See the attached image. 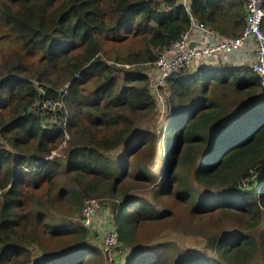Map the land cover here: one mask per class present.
<instances>
[{"label": "trees", "instance_id": "16d2710c", "mask_svg": "<svg viewBox=\"0 0 264 264\" xmlns=\"http://www.w3.org/2000/svg\"><path fill=\"white\" fill-rule=\"evenodd\" d=\"M220 11L244 26L246 0H0V264H264L259 76L193 63L163 112L148 88L189 12ZM67 81L66 110L40 109ZM90 198L110 210L111 259L83 223Z\"/></svg>", "mask_w": 264, "mask_h": 264}, {"label": "built area", "instance_id": "2783aa9c", "mask_svg": "<svg viewBox=\"0 0 264 264\" xmlns=\"http://www.w3.org/2000/svg\"><path fill=\"white\" fill-rule=\"evenodd\" d=\"M185 7L189 8V0H178ZM246 24L240 35L234 37H224L214 44L198 45L193 44L192 34L195 28L205 29L204 23L198 21L195 16L189 12L190 26L189 29L183 31L178 38L170 45V47L162 49L157 59L150 62L151 73L148 78V88L152 95L161 103V112L165 110V91H162L166 85L167 78L180 69L191 66L195 61L215 62L220 56L234 52L242 47L245 42L252 38L256 43L255 60L251 63V69L260 79L261 87L264 89V30L262 23L264 21V0H246ZM76 73L75 76H78ZM71 81H67L60 91L57 99H45L38 105L42 110H57L65 107V98ZM61 126L66 127L67 118L63 117ZM65 137L68 133L65 130ZM56 151H53L55 153ZM100 199L90 198L85 201L82 209L83 223L90 232L96 231L95 215L101 208ZM98 232V231H96ZM95 232V233H96ZM101 244L105 255L112 258L113 254L118 251V234L116 231L109 229L102 233Z\"/></svg>", "mask_w": 264, "mask_h": 264}, {"label": "crops", "instance_id": "0c3cea01", "mask_svg": "<svg viewBox=\"0 0 264 264\" xmlns=\"http://www.w3.org/2000/svg\"><path fill=\"white\" fill-rule=\"evenodd\" d=\"M223 13L222 11L219 12V21L214 22L213 25L206 24L205 29H197L195 28L192 34V44H214L216 41L224 38V37H234L232 34L238 32L241 29H244L243 24H237L234 21V18H231L229 14H221ZM196 18V17H195ZM246 20V19H245ZM241 34V33H240ZM238 34V35H240ZM237 36V35H236ZM255 49H249L247 41L245 44L234 51L233 53L230 54H224L222 55L223 58H228V59H235V61L240 62V63H252L255 60ZM244 53V57L242 54ZM199 61H195V65H197Z\"/></svg>", "mask_w": 264, "mask_h": 264}, {"label": "rangeland", "instance_id": "374dc122", "mask_svg": "<svg viewBox=\"0 0 264 264\" xmlns=\"http://www.w3.org/2000/svg\"><path fill=\"white\" fill-rule=\"evenodd\" d=\"M247 44H248V47H249V49H254V48H256V43H255V41L252 39V38H250V39H248L247 40ZM230 53H233V52H230ZM230 53H226L227 55L228 54H230ZM244 57H247V56H245L244 55V53L242 54ZM159 103V102H158ZM160 104V107H159V109H160V111H161V103H159ZM159 111V112H160ZM163 115L164 114H162L161 113V117H160V124H163L164 123V119H163ZM165 128V127H164ZM163 128V132L162 133H164V131H165V129ZM163 144H164V139L161 137V139H160V148H161V151L160 152H157L156 151V153H155V157H154V165L156 166V163L158 162V160H157V158H159L160 157V155H162L163 156V150H165V148L163 149ZM125 146V144L123 145V146H120V147H118L117 149H115V151L114 152H110V154H112V155H115L117 152H119V151H122V149H123V147ZM60 148H61V146H60ZM60 148H58V149H56V151L57 152H59V149ZM158 164H159V162L157 163V166H158ZM100 199V202L102 201V198H99ZM109 208L108 207H104V206H102V204H101V208H100V210H98L97 212H96V215H95V221H96V231H98V232H96V231H94L93 233H98L99 234V242L101 241V237H102V233L103 232H105L106 230H109V221H110V213H109ZM101 228H103V230L101 231ZM186 237H188V236H186ZM177 238H179L180 239V242H185V241H187V239L185 238V235H184V233H182L181 235H179ZM189 238V237H188ZM97 241H98V239H97ZM101 243V242H100ZM106 263H108V262H106Z\"/></svg>", "mask_w": 264, "mask_h": 264}, {"label": "water", "instance_id": "95a60500", "mask_svg": "<svg viewBox=\"0 0 264 264\" xmlns=\"http://www.w3.org/2000/svg\"><path fill=\"white\" fill-rule=\"evenodd\" d=\"M193 44L192 43H190V46H192Z\"/></svg>", "mask_w": 264, "mask_h": 264}]
</instances>
